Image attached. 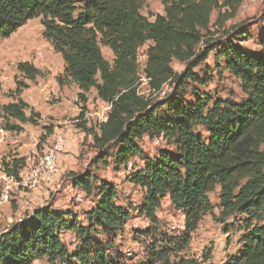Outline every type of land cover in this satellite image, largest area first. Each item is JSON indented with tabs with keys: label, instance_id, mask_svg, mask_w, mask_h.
<instances>
[{
	"label": "trees",
	"instance_id": "16d2710c",
	"mask_svg": "<svg viewBox=\"0 0 264 264\" xmlns=\"http://www.w3.org/2000/svg\"><path fill=\"white\" fill-rule=\"evenodd\" d=\"M145 2L0 0V41L40 19L44 39L64 60L59 83L77 85L84 105L92 89L111 105L96 128L88 129L87 120L80 127L92 135L98 153L92 167L106 168L111 157L115 171L136 158L144 163L126 178L143 191L139 211L152 227L145 232L152 236L145 259L135 264H201L187 250L214 210L210 195L217 187L215 219L238 237V254L226 264H264V32L259 50L252 52L242 44L251 37L248 23L224 29L244 0H162L164 14L153 21L142 14ZM102 47L112 51V62ZM144 48L146 61L140 66L138 51ZM210 57L213 68L207 65ZM174 61L185 64L182 73L174 71ZM17 70L23 80L15 77L10 92L15 100L2 107L4 130L11 133L23 132L25 124L37 126L40 118L22 95L29 88L25 80L35 82L42 73L30 62ZM225 72L239 83L241 101L205 93ZM142 74L151 90L172 85L173 91L162 98L142 95ZM85 115L82 110L79 119ZM146 137L161 139L168 149L154 158L145 155L141 141ZM25 163L14 159L4 171L19 179ZM72 178L74 187L94 200L85 222L71 211L37 208L0 235V264H130L108 250L131 218L117 202L116 186L92 172ZM167 198L185 217L181 237L160 231L158 212ZM66 233L76 238L73 252L62 240Z\"/></svg>",
	"mask_w": 264,
	"mask_h": 264
},
{
	"label": "rangeland",
	"instance_id": "374dc122",
	"mask_svg": "<svg viewBox=\"0 0 264 264\" xmlns=\"http://www.w3.org/2000/svg\"><path fill=\"white\" fill-rule=\"evenodd\" d=\"M142 14L151 21L154 20V16L164 14L162 0H146ZM217 16L216 12L214 20ZM243 23H248L251 30L250 39L244 41L243 45L249 51L257 52L259 37L264 32V0H259V3L243 13L239 7L236 16L225 22L224 29ZM102 52L105 58L112 62V51L102 47ZM145 53L146 48L142 49L138 56L140 66H143L145 62ZM23 62L32 63L42 73L35 82L25 80L29 88L22 95L23 99L40 114V118H37V126L25 124L23 132L11 133L4 130L2 107L15 100L10 92L16 89V76L19 80H23L17 70L18 64ZM207 65L213 68V57H210ZM64 66L62 56L57 54L51 44L44 39L40 19L29 20L9 38L0 41V131H3V133L0 132V235L12 224L29 218L37 208L52 207L54 210L71 211L83 218L85 213L92 208L94 200L86 197V201H78V193H86L74 187L72 174L92 172L100 180L116 186L118 204L129 210L131 214L125 231L118 236L114 246L108 250L113 255L123 256L128 263L135 264L145 259V251L152 238V236L145 235V232L152 230V227L149 220L139 211L144 200L143 191L130 184L126 178L135 168L143 167L144 163L136 158L127 169L122 168L120 171H115L111 153L109 154L111 157L109 165L106 168L101 165L92 167V162L98 153L94 148L92 135H88L84 128L80 127L85 121V119H79L80 114L84 110L88 115L87 128L94 129L101 123V120L106 118L108 111L105 104L97 101L95 89L88 94L89 106H87L78 99L80 90L77 85L64 79V85L59 83L58 78L63 76ZM172 67L177 73L185 70V64L178 61H174ZM165 88L173 91L172 85ZM192 88L194 86L191 85L188 95L192 92ZM206 89L210 92L205 93H212L218 98L232 97L235 101H241L245 97L239 83L226 72L222 77L216 76L213 83ZM149 90V85L144 84L139 92L146 97H153ZM49 129H53L51 134ZM57 134H63L67 138V147L60 161L62 173H59L51 183L41 180L34 187L22 184L25 181L22 178L26 179L28 173L30 174L35 168V163L39 162L44 148L53 142ZM157 140L146 137L141 141L145 155L154 158L160 150L168 149L164 141L158 142ZM19 158L26 160L19 179L15 178L19 185L14 186L7 202L1 203V191L3 185H6V182L1 179L5 172V165ZM25 171L27 173L22 177L21 174ZM41 183L47 184L45 186L47 190L42 193L36 190L42 186ZM210 199L214 210L203 218L198 230L192 235L187 253L197 258L201 264H226L229 257L238 254V237L233 231L226 233V224H221L215 219L220 214L219 187L210 195ZM158 217L160 218V231L164 235L181 237L185 233V217L172 207L168 198L163 201ZM82 218L79 220L82 221ZM171 224H180L184 226V229L170 232ZM62 240L71 252L75 250L77 241L73 234L62 235ZM101 242L105 244L106 241L102 239Z\"/></svg>",
	"mask_w": 264,
	"mask_h": 264
},
{
	"label": "built area",
	"instance_id": "2783aa9c",
	"mask_svg": "<svg viewBox=\"0 0 264 264\" xmlns=\"http://www.w3.org/2000/svg\"><path fill=\"white\" fill-rule=\"evenodd\" d=\"M259 3V0H244V2L240 6L241 12H245L248 8L251 6L256 5ZM142 49H139L138 56H140V52ZM146 61V56H145ZM149 79L142 78L140 80L139 90L140 88L145 84H148ZM149 92L152 94L153 97L158 96L160 98L165 97L168 94V88H163L161 91L156 90H149ZM107 111L110 110L111 105L108 103H105ZM88 115L85 116V120L87 119ZM107 118V115H106ZM106 118L101 120V122L105 121ZM3 133V131H0ZM158 142L162 141L161 139L157 140ZM67 147V138L63 134H57L54 136L53 142L46 146L42 152V156L39 160V162L35 163V168L31 171V173L26 176L23 179L24 185H29L34 187L37 185L41 180L46 179L49 181H53L60 173V161L63 153L65 152ZM29 172V171H28ZM23 177V174H21ZM6 182V185H3L2 191H1V203L7 202L9 199L10 193L13 190L14 186L19 185L18 180L15 179L14 176L7 174L4 172L3 176L1 177ZM78 201H86V194L78 193L77 197ZM180 215V213H178ZM179 229H184V226L180 224H171L169 226L170 232H177Z\"/></svg>",
	"mask_w": 264,
	"mask_h": 264
},
{
	"label": "crops",
	"instance_id": "0c3cea01",
	"mask_svg": "<svg viewBox=\"0 0 264 264\" xmlns=\"http://www.w3.org/2000/svg\"><path fill=\"white\" fill-rule=\"evenodd\" d=\"M229 29V28H228ZM243 44V43H242ZM259 48H260V46H259ZM259 50V49H258ZM78 94H79V92H78ZM23 98V97H22ZM96 98H97V101L99 102V101H101L98 97H97V92H96ZM103 104H105L103 101H101ZM88 103V102H87ZM6 105V104H5ZM87 106H89V103L88 104H86ZM22 127H23V125H22ZM25 128V127H24ZM65 158H67V156H65ZM27 173V171H25L24 173H22V174H26ZM60 173H62V170H61V167H60ZM44 180V182H46V183H51L52 181H49V180H46V179H43ZM54 181V180H53ZM40 185H42L40 188H39V190L38 189H36L37 190V192H40V193H42L43 191H46L47 189L45 188V186L47 185V184H40ZM219 191H220V189H219ZM34 194H35V192H33ZM21 194H23V193H21ZM34 212V211H33ZM32 215V214H31ZM82 217L80 216L79 217V219H81ZM82 221L83 222H85V217H83L82 218ZM67 234V233H66ZM70 234V233H69ZM72 234V233H71Z\"/></svg>",
	"mask_w": 264,
	"mask_h": 264
}]
</instances>
